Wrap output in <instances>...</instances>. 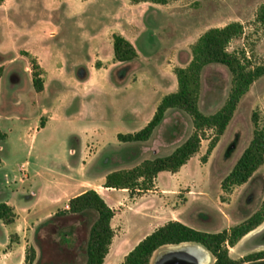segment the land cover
Wrapping results in <instances>:
<instances>
[{"label": "rangeland", "instance_id": "obj_1", "mask_svg": "<svg viewBox=\"0 0 264 264\" xmlns=\"http://www.w3.org/2000/svg\"><path fill=\"white\" fill-rule=\"evenodd\" d=\"M49 1L53 2V13L49 6L48 10H51L47 15L49 28L42 32L52 39L60 30L58 2L61 1L68 5L67 9L71 16L77 18L75 22L77 26L66 23L63 33L77 39L78 44L80 33H85L87 28L96 30L100 27L105 21L106 10H110L103 9L98 4L101 0ZM45 2L4 0L0 9L15 7L12 16L20 22L25 20L22 24L25 31L22 33H26V30L29 31L28 23L35 25L38 20L43 19ZM263 3L264 0H179L176 7L182 12V19H173L171 31L186 32L189 41H192L209 28L240 22L244 26V33L232 40L228 50L242 56L244 54L248 64L253 68L264 63V25L257 21V12ZM4 32L5 29L0 27V34L3 35L1 37L7 50L15 51L16 46L12 39L9 37L6 41ZM18 32L19 35L22 34ZM17 39L20 43L23 42L20 36ZM35 44L29 41L20 46L32 50ZM13 51L7 56L16 58ZM98 56L93 55L96 68L101 66ZM33 57L30 54L28 60ZM101 57L104 61L111 62L107 52L104 51ZM191 58V49L189 55L183 53L180 56L165 58L168 71L163 76L167 80V86L160 90L159 95L177 89L174 70L176 67L188 65ZM15 63V70L21 79L12 75L13 72L11 74L8 72L0 84V113L4 117L2 129L8 134L7 139L0 142V154L4 163V167L0 168V188L7 191L9 185L15 183L13 181H19L22 185L29 183V177H26L29 175V166L27 168L21 165L18 168V164L33 161L49 174H64L71 179L77 178L76 184H64L65 187L72 186L73 189L63 191L59 197L58 203L63 207L69 197L81 191L79 187L83 190L96 189L115 210L112 220L115 236L110 246L107 264H124L125 255L139 240L170 220L185 221L183 223L207 232H220L227 226L232 227L247 221L263 207L264 166L246 184L236 186L231 191L223 190L222 180L231 171L253 136V114L257 112L261 124L264 123V76L259 78L242 98L225 134L206 161L203 157L210 145L212 130L206 132V138L202 140L199 151L178 172L163 171L158 174L151 190L131 193L127 189H105L102 177L114 170L131 169L144 160L172 153L193 132L191 117L177 109L169 110L163 123L145 142H120L117 138L118 133L137 132L145 123L142 121L140 125L132 122L122 124L112 115L105 123L91 118L50 121L44 129L33 135L30 131L33 125L29 127V124L34 123L37 118V110L36 106L31 107L28 104L29 91L33 90V85L25 66L27 59L19 58ZM103 80L102 74H95L92 81L100 84ZM231 84L232 75L226 66L221 64L207 66L202 73L201 110L211 114L220 109L228 97ZM91 85L73 79L66 91L61 94L59 105L53 108L55 117L58 116L59 109L66 104L72 105L69 112L74 114L79 101L74 104L73 101ZM20 95L24 102L16 106L15 100ZM106 95L109 102L115 106L124 97L122 92H108ZM12 114H21L27 121L12 120ZM70 148H75L73 154L69 152ZM75 171L77 177L74 175ZM5 172L9 174L6 177ZM14 174H18L25 181L13 178ZM12 187V191H24L22 195L26 194L28 199L36 196L35 191L23 190L25 188L23 186L22 188L19 186V189L15 185ZM54 192L44 190L37 213L39 218H43L58 205L52 199ZM4 198L0 192V202H4ZM16 216L17 213L14 212L13 221ZM92 220L93 217L90 215L72 214L66 216L54 214L42 220L27 246L36 249L34 264H84L86 259L84 248ZM261 227H263L261 230L242 238L236 245L228 246L230 257L240 261V264H264V260L244 262L247 255L264 250V222L254 230ZM21 229V218L10 229H5L2 219L0 220V260L4 259V253L12 244L20 242L21 237L16 230L21 233ZM26 242L27 236L24 238V244ZM262 242L263 245H257ZM165 249L166 246L158 249L150 264H155L157 255ZM213 263L214 258L211 255L210 264Z\"/></svg>", "mask_w": 264, "mask_h": 264}, {"label": "crops", "instance_id": "obj_2", "mask_svg": "<svg viewBox=\"0 0 264 264\" xmlns=\"http://www.w3.org/2000/svg\"><path fill=\"white\" fill-rule=\"evenodd\" d=\"M45 1V7L42 12L44 15L43 19L38 20V23L35 25L28 23L27 27L29 31L27 32L26 30V33H22L25 31L22 25L25 20L20 22L12 16V11H14L15 7H7L5 10L0 9V27L1 29H5V40L8 41L10 37L16 46L15 51L13 49L7 50L6 44L2 40L3 37H1L3 35L0 34V66L4 68L0 84L8 72H10L9 74L13 72L12 75L18 76L14 66L18 62L15 63L17 59H27L25 66L28 74L31 76L33 85V90L29 91L30 98L28 99V104L31 107L36 106L37 110V118L34 123L29 124V127L33 125V128L30 130L33 135L44 129L50 121L91 118L105 123L106 120L110 119V115L116 116L117 120L122 124L132 122L135 125H140L143 121L146 125L153 117L161 99L166 94L171 93L159 95L160 90L167 86V80L163 76L168 71V67H166L164 62L165 58L180 56L183 53L189 55L190 46L200 36L189 41L186 32L177 31V33H173L171 31L173 19H182V12L176 7L179 0H169L166 4L149 1L133 3L131 0H101L98 4L103 9L110 8V10H106L105 12V21L96 30H89L87 28L85 33L81 32L80 44H78L79 41L77 39L63 33L64 24L69 23L77 26L75 23L77 18L71 16L70 11L67 9L68 5L61 3V1L58 2L60 4V17L58 19L60 30L52 39L42 32L45 28H49L47 15L53 8L52 1ZM2 6L3 3L0 4V8ZM48 7L51 8L50 11ZM179 29L181 30L182 27L180 26ZM18 31L22 34L19 35ZM114 33H119L132 42L138 53L137 58L128 62L115 61L112 38ZM19 36L23 40L22 43L17 39ZM29 41L32 44L36 43L34 49L29 50L20 46V44ZM12 51L15 53L14 57L16 58L7 56ZM104 51L109 54L111 62L102 59L101 54ZM24 53L33 55V58L37 60L43 70L41 78L44 82V89L40 92L36 91L34 86L33 69L28 60L29 55ZM95 54L99 55L101 63L99 68L94 67L93 55ZM95 74L103 75L104 80L102 83L99 84L92 81ZM19 79L21 78L19 77ZM73 79L80 80L84 84L91 83L92 85L87 87V91H83L84 93L82 92L73 101V104L79 101L78 109L74 114H70L69 112L72 105L66 104V106L59 109L58 116L55 117L53 108L59 105L61 94L66 91ZM108 92H122L124 97L115 106L114 103L109 102L107 99L106 94ZM23 102V98L20 95L15 100V105H22ZM3 119L4 117L0 113L1 128H3ZM11 119L27 121L21 114H12ZM41 120H43L42 123ZM83 148L86 149L87 147ZM69 152L73 154L75 148H70ZM78 163L79 160H77L76 164L78 165ZM21 165L27 166V168L29 166V175L26 176L29 177V183L22 185L19 181H13L14 179L11 178L15 182L13 185L18 186V189L19 186L21 188L23 186V188L25 187L23 190L29 189V191H35L36 196L34 198L29 197L28 199L26 194L22 195L24 191H12L13 185H9L7 191H3L0 188L2 196L5 197L4 202L13 207V211L17 213V218L11 223L3 222L4 228L10 229L20 221V218L22 224L21 233L19 230H16L17 234L21 237L20 242L11 245L8 251L4 253V259L0 260V264H24L27 246L32 241L34 233L42 220L56 214L58 210L66 208L70 198L88 190H83L82 187H79L81 191L69 197L63 207L58 203L59 197L63 191L73 189L72 186L65 187L64 184H76L77 178L71 179L64 174H49L33 161H24L22 164H18V168ZM3 167L4 163L1 157L0 168ZM4 175L6 177L9 174L5 172ZM74 175L78 176L77 171L74 172ZM14 176L13 178L25 181L18 174H14ZM101 181L102 185H104L106 176H103ZM103 187L110 189L105 186ZM45 189L55 191L52 199L58 205L43 218H39L37 213ZM229 228L230 226L226 227V229ZM250 233L243 238L247 237ZM25 236H27L26 244H24ZM257 245H263V242ZM109 256L110 251L104 264H107Z\"/></svg>", "mask_w": 264, "mask_h": 264}, {"label": "trees", "instance_id": "obj_3", "mask_svg": "<svg viewBox=\"0 0 264 264\" xmlns=\"http://www.w3.org/2000/svg\"><path fill=\"white\" fill-rule=\"evenodd\" d=\"M3 1L0 0V4ZM147 1L166 4L169 0H132L133 3ZM257 21L264 25V3L258 9ZM243 33L242 23L231 22L222 27L209 28L199 36L191 45L192 58L188 65L176 67L174 70L178 83L177 90L161 99L153 117L142 129L135 133H119L117 138L125 143L148 141L171 109L183 111L191 117L193 132L167 156L147 159L134 168L108 173L105 187L127 189L131 193L151 190L159 173L163 171L176 173L187 164L199 151L202 140L206 138V132L212 130L213 136L203 157L205 161L207 160L225 134L242 98L250 91L251 86L264 76V63L251 68L244 54L242 56L228 50L232 40ZM112 38L115 61L128 62L137 58V50L130 40L119 33H114ZM30 64L35 89L40 92L44 89L41 78L43 70L35 58H31ZM213 64H221L228 68L232 75V84L222 107L214 113L206 114L200 108L202 73L207 66ZM3 71V66H0V78ZM253 123V136L249 144L222 180V188L225 191H231L232 188L247 183L264 164V123L261 124L257 112L253 114ZM6 138L7 134L0 125V142ZM70 214L93 217L84 248L86 255L84 264H104L115 236L112 225L115 210L96 189L92 188L70 198L67 208L56 212L57 216ZM0 218L4 223H11L14 219L13 208L5 202H0ZM263 222L264 204L247 221L220 232H207L179 220H170L141 239L125 255L124 264H150L154 253L161 247L186 243L203 246L214 258L213 264H240V261L230 257L228 246L236 245ZM25 255L24 264H34L36 249L27 248ZM260 260H264V250L244 257V262Z\"/></svg>", "mask_w": 264, "mask_h": 264}, {"label": "bare ground", "instance_id": "obj_4", "mask_svg": "<svg viewBox=\"0 0 264 264\" xmlns=\"http://www.w3.org/2000/svg\"><path fill=\"white\" fill-rule=\"evenodd\" d=\"M262 228L263 227L254 230L250 234L257 232ZM174 256L184 257L188 259L191 264H210L211 262V255L203 246L186 243L166 247L164 251L162 250L157 255L155 264H163L169 258H172Z\"/></svg>", "mask_w": 264, "mask_h": 264}, {"label": "water", "instance_id": "obj_5", "mask_svg": "<svg viewBox=\"0 0 264 264\" xmlns=\"http://www.w3.org/2000/svg\"><path fill=\"white\" fill-rule=\"evenodd\" d=\"M252 232V231H251ZM180 245V244H178ZM198 245V244H195ZM163 264H191L190 261L184 257L181 256H174L172 258H169L166 262Z\"/></svg>", "mask_w": 264, "mask_h": 264}]
</instances>
